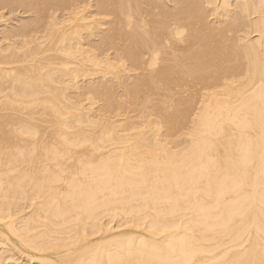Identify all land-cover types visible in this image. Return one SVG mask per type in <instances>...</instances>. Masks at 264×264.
Returning a JSON list of instances; mask_svg holds the SVG:
<instances>
[{"label":"bare ground","instance_id":"1","mask_svg":"<svg viewBox=\"0 0 264 264\" xmlns=\"http://www.w3.org/2000/svg\"><path fill=\"white\" fill-rule=\"evenodd\" d=\"M0 264H264V0H0Z\"/></svg>","mask_w":264,"mask_h":264}]
</instances>
